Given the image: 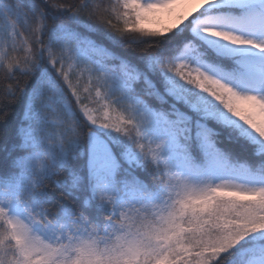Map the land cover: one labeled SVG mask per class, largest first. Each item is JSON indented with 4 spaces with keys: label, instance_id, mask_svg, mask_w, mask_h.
<instances>
[{
    "label": "snow or ice",
    "instance_id": "obj_1",
    "mask_svg": "<svg viewBox=\"0 0 264 264\" xmlns=\"http://www.w3.org/2000/svg\"><path fill=\"white\" fill-rule=\"evenodd\" d=\"M0 73V264H264V0H0Z\"/></svg>",
    "mask_w": 264,
    "mask_h": 264
},
{
    "label": "trees",
    "instance_id": "obj_2",
    "mask_svg": "<svg viewBox=\"0 0 264 264\" xmlns=\"http://www.w3.org/2000/svg\"><path fill=\"white\" fill-rule=\"evenodd\" d=\"M64 2H66V3H76V2H78V0H64ZM20 79H24V78H20ZM3 84H4V76H3L2 73H0V98H2V96H3V87H2ZM3 103H5V104H7V105H9V106H11L13 108L17 107V105H13V104H11V102H8V101H3ZM2 143H3V140L0 139V144H2Z\"/></svg>",
    "mask_w": 264,
    "mask_h": 264
}]
</instances>
